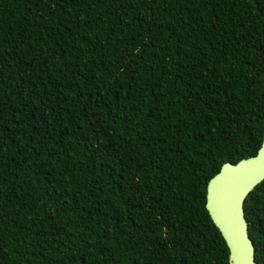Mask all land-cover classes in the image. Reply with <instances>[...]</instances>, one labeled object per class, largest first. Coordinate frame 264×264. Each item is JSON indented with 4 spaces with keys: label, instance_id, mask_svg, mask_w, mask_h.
I'll use <instances>...</instances> for the list:
<instances>
[{
    "label": "trees",
    "instance_id": "1",
    "mask_svg": "<svg viewBox=\"0 0 264 264\" xmlns=\"http://www.w3.org/2000/svg\"><path fill=\"white\" fill-rule=\"evenodd\" d=\"M263 117L264 0H0V264H227ZM243 214L264 264V179Z\"/></svg>",
    "mask_w": 264,
    "mask_h": 264
},
{
    "label": "water",
    "instance_id": "2",
    "mask_svg": "<svg viewBox=\"0 0 264 264\" xmlns=\"http://www.w3.org/2000/svg\"><path fill=\"white\" fill-rule=\"evenodd\" d=\"M264 179V117L253 155L223 162L205 185L204 207L227 249V264H256L243 214L247 193Z\"/></svg>",
    "mask_w": 264,
    "mask_h": 264
}]
</instances>
